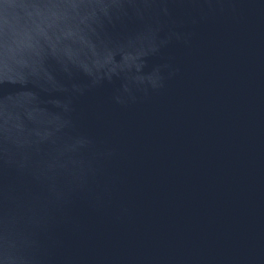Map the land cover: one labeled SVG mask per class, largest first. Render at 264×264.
Listing matches in <instances>:
<instances>
[{
  "label": "water",
  "instance_id": "obj_1",
  "mask_svg": "<svg viewBox=\"0 0 264 264\" xmlns=\"http://www.w3.org/2000/svg\"><path fill=\"white\" fill-rule=\"evenodd\" d=\"M0 264H264V0H0Z\"/></svg>",
  "mask_w": 264,
  "mask_h": 264
}]
</instances>
